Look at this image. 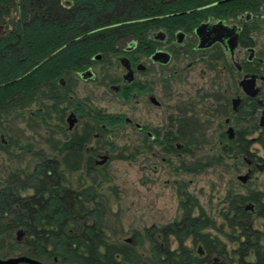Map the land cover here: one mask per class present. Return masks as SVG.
<instances>
[{
    "label": "trees",
    "instance_id": "obj_1",
    "mask_svg": "<svg viewBox=\"0 0 264 264\" xmlns=\"http://www.w3.org/2000/svg\"><path fill=\"white\" fill-rule=\"evenodd\" d=\"M213 1L0 0V149L8 153L11 146L1 139L8 116H21L31 104L37 107L30 119L48 118L52 109L61 123L59 105L65 96L60 77L86 68L96 54L111 53L116 42L130 38L143 44L149 18L161 11L199 8ZM102 119L109 126L115 123ZM165 137L170 144V136ZM73 140L53 147L58 158L36 152L32 169H18L0 180L1 258L17 253L47 264H264V229L252 228L248 212L241 208L244 198L231 194L217 225L192 195L179 191L180 217L145 230L148 256L136 249L138 238L133 244L110 242L96 189L67 184L66 173L79 169L84 160V139L77 135ZM17 231L22 232L20 240ZM218 234L236 245L233 257ZM188 240L199 244L203 254L186 245Z\"/></svg>",
    "mask_w": 264,
    "mask_h": 264
},
{
    "label": "flooded vegetation",
    "instance_id": "obj_2",
    "mask_svg": "<svg viewBox=\"0 0 264 264\" xmlns=\"http://www.w3.org/2000/svg\"><path fill=\"white\" fill-rule=\"evenodd\" d=\"M149 19L143 44L130 38L116 42L111 53L96 54L86 68L58 79L65 100L59 105L63 139L56 147L82 137L85 161L80 168L94 171L110 159L105 137L111 138L120 125L136 129L144 151L156 144L168 155H182L204 135L203 122L215 124L219 145L224 141L221 154L242 170L237 180L258 186L231 197H243L241 208L248 212L252 228H259L258 222L264 229V0H214L199 8H169ZM158 53L163 55L153 58ZM86 70L91 75L83 79ZM72 75L97 83L112 98L152 108L163 127L151 128L127 113H108L78 100L71 93ZM70 114L75 118L71 129ZM102 118L115 123L109 126ZM78 124L81 128L75 131ZM243 141L248 148L240 147Z\"/></svg>",
    "mask_w": 264,
    "mask_h": 264
},
{
    "label": "rangeland",
    "instance_id": "obj_3",
    "mask_svg": "<svg viewBox=\"0 0 264 264\" xmlns=\"http://www.w3.org/2000/svg\"><path fill=\"white\" fill-rule=\"evenodd\" d=\"M71 77V93L78 100L85 99L90 105L108 113H127L134 120L147 122L151 128L163 127L159 125V117L152 108L132 101L125 103L112 98L97 83L83 81L78 77L75 79L74 75ZM36 107L31 104L21 116H8L1 139L4 143L9 140L11 146L8 153L0 149L1 181L10 172L32 169L36 162V152H43L47 157H59L53 147L63 137L54 110L51 109L48 118L45 114L43 120L30 119L29 114ZM202 124L204 125L200 129L205 130L204 135L201 133V137L190 144L188 153L182 155H168L156 144L152 151H144L136 129L120 125L115 128V134L111 138L105 137L104 149L110 156L105 164L94 171L79 168L66 173L67 184L72 188L93 186L96 189L105 210L104 228L110 242L133 244L134 239L138 238L140 244L136 245V249L143 256H148L150 245L145 239V230L168 224L180 217L179 191L192 195L204 212L220 225L221 210L226 205L227 194H244L254 187L253 181L241 184L237 176L242 170L232 166L229 156L221 154L220 147L224 141L219 145L217 125L206 121ZM78 125L75 131L81 128ZM92 144L90 142L87 146ZM256 227L260 228L258 222ZM218 236L230 252L229 256L233 257L231 250L236 245L228 242L223 235ZM186 245L191 246L197 255L203 254L199 244L192 245L188 240ZM175 247L176 243L172 242L171 248ZM212 258L216 261L219 259L218 255H213Z\"/></svg>",
    "mask_w": 264,
    "mask_h": 264
},
{
    "label": "water",
    "instance_id": "obj_4",
    "mask_svg": "<svg viewBox=\"0 0 264 264\" xmlns=\"http://www.w3.org/2000/svg\"><path fill=\"white\" fill-rule=\"evenodd\" d=\"M161 54L162 53H158L155 56H153V58L157 57V56L159 57V56H161ZM125 60H127L125 57L120 59V61L123 65H125V63H124ZM90 75H91V71L86 70L81 74V77L83 79H87V77ZM73 116H74L73 114H70L67 118L69 129H71L75 123V118ZM106 159H107V156H103V161H105ZM21 236H22V232L17 231V233H16L17 240H20ZM199 253H201L200 249H199ZM21 263H25V264H47L43 261H40V260L35 259V258H31V257L26 256V255H15V256H9L6 258L0 257V264H21Z\"/></svg>",
    "mask_w": 264,
    "mask_h": 264
}]
</instances>
